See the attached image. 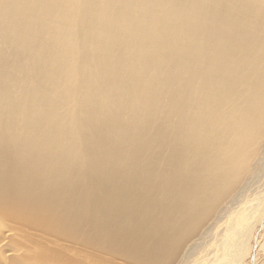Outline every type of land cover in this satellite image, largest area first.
<instances>
[{"label": "bare ground", "instance_id": "obj_1", "mask_svg": "<svg viewBox=\"0 0 264 264\" xmlns=\"http://www.w3.org/2000/svg\"><path fill=\"white\" fill-rule=\"evenodd\" d=\"M6 220L29 264H264V0H0Z\"/></svg>", "mask_w": 264, "mask_h": 264}, {"label": "rangeland", "instance_id": "obj_2", "mask_svg": "<svg viewBox=\"0 0 264 264\" xmlns=\"http://www.w3.org/2000/svg\"><path fill=\"white\" fill-rule=\"evenodd\" d=\"M1 224V223H0ZM4 224V223H3ZM6 224H8V225H6ZM1 226H2V224H1ZM0 226V227H1ZM4 226V225H3ZM6 226V227H5ZM5 228H7V229H10V227L9 226H11V230H13V232H12V234L9 236V237H6L5 235V237L6 238H8V240L7 239H5V240H3V238H5L4 236H3V231H4V228H3V230H2V232H0L1 234H0V236H3V237H1L0 238V241L2 242V240L3 241H6L7 240V242H3L4 243V245L2 244L1 245V242H0V247H2V248H0V251L3 249V251H1L2 253H0V254H4V255H2L3 256V258L0 256V263L1 264H24L26 261H28V260H30V258H31V261L30 262H28V264L29 263H31L32 262V257L34 258L33 259V262H35V260H36V255L38 256V255H41L42 254V250H46V251H44L43 252V254H47L48 252L47 251H49L48 250V246H49V244H46V245H41V244H39L37 241L38 240H40V237H41V234H37L36 232H26V231H22L20 228H19V226L17 225V224H15V223H13V222H9V221H5ZM15 230V231H14ZM1 231V230H0ZM37 234V235H36ZM13 235V236H12ZM2 239V240H1ZM24 240V241H23ZM38 243V244H37ZM7 244V245H6ZM13 245V246H12ZM38 245H40V246H38ZM21 246V247H20ZM35 247V248H34ZM41 247H45L44 249H42ZM38 249V252L36 253V251H37V249ZM47 248V249H46ZM9 249V250H8ZM21 251H20V250ZM39 249L41 250L40 252H41V254H39L40 252H39ZM10 250H14V251H17L16 252V254L15 253H13L12 251H10ZM34 250V251H33ZM36 250V251H35ZM9 251V252H8ZM26 251V252H25ZM25 252V253H24ZM36 253V255H34L35 253ZM47 252V253H46ZM8 253V254H7ZM15 254V255H14ZM19 254H20V256H19ZM14 255V256H13ZM8 256V257H7ZM23 257V260H22V257ZM6 258V260H4L3 262H2V259H5ZM29 257V259L28 260H26L27 258ZM39 257V260L41 261V258H40V256H38ZM40 261H38V262H40ZM27 264V263H26Z\"/></svg>", "mask_w": 264, "mask_h": 264}]
</instances>
